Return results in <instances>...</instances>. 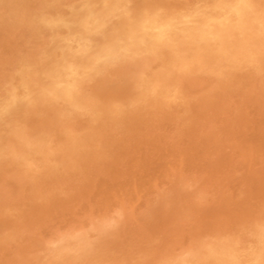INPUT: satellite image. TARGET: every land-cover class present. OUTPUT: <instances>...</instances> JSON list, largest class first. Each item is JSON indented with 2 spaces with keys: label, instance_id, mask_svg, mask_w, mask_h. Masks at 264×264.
Segmentation results:
<instances>
[{
  "label": "rangeland",
  "instance_id": "374dc122",
  "mask_svg": "<svg viewBox=\"0 0 264 264\" xmlns=\"http://www.w3.org/2000/svg\"><path fill=\"white\" fill-rule=\"evenodd\" d=\"M165 2L166 0H149V6L146 5L150 8H164L168 4V8H164L162 19H152L148 23L146 31L149 30L147 33L150 36L147 35L148 38L142 41L141 57L124 73L135 85V91L132 92L127 81L103 83L94 90L107 103L105 106L112 115H106L95 125L84 121L66 125L56 121L52 113L43 119H24L20 116L18 118L23 122L0 124V140L4 142L0 141V154L3 153L0 155V264H164L165 261L168 264H180L191 253L195 254L197 264H264V0ZM191 2L193 5L189 7ZM160 19L162 23L159 22ZM167 21H171L170 25ZM152 33L154 37L151 36ZM5 42L12 47H8L9 44ZM13 51L15 52V42L0 31V78L8 69ZM214 56H218L220 60ZM211 72L213 73L209 76ZM20 140L26 143H20ZM38 158H43L39 160L42 163L38 162ZM47 162L53 164L50 166ZM36 176L37 180H34ZM29 180L32 181L27 183ZM3 206L7 209L2 208ZM259 227L261 230H258ZM237 234L242 235L241 238ZM62 240H66L65 244ZM49 244H54V249H50Z\"/></svg>",
  "mask_w": 264,
  "mask_h": 264
},
{
  "label": "clouds",
  "instance_id": "9594fccd",
  "mask_svg": "<svg viewBox=\"0 0 264 264\" xmlns=\"http://www.w3.org/2000/svg\"><path fill=\"white\" fill-rule=\"evenodd\" d=\"M148 3L0 0V31L15 42L0 78V124L52 113L64 124L95 125L112 115L94 90L103 83L127 81L135 91L124 73L141 57L148 23L164 14ZM180 264H197L195 254Z\"/></svg>",
  "mask_w": 264,
  "mask_h": 264
},
{
  "label": "bare ground",
  "instance_id": "6f19581e",
  "mask_svg": "<svg viewBox=\"0 0 264 264\" xmlns=\"http://www.w3.org/2000/svg\"><path fill=\"white\" fill-rule=\"evenodd\" d=\"M157 1H158V0H157ZM168 1H169V0H168ZM175 1H176V0H175ZM166 2H167V0H166ZM166 2H165V4H167ZM177 2H178V0H177ZM181 2H182V1H181ZM185 2H186V1H185ZM192 2H193V1H192ZM192 2H191V3H192ZM195 2H196V1H195ZM234 2H235V1H234ZM250 2H251V1H250ZM256 2H257V1H256ZM154 3H155V2H154ZM163 3H164V2H163ZM179 3H180V2H179ZM191 3H190V4H191ZM200 3H201V2H200ZM204 3H205V2H204ZM207 3H208V2H207ZM156 4H158V3H156ZM177 4H178V3H177ZM198 4H199V3H198ZM247 4H248V3H247ZM247 4H246V5H247ZM257 4H258V3H257ZM160 5H161V4H160ZM178 5H180V4H178ZM178 5H177V6H178ZM183 5H185V4H183ZM192 5H193V3H192L191 5H189V7L192 6ZM216 5H217V4H216ZM219 5H220V3H219ZM242 5H243V4H242ZM246 5H245V6H246ZM254 5H255V4H254ZM147 6H149V4H148ZM167 6H168V4H167L166 6H164V8H166ZM170 6H171V5H170ZM173 6H174V4H173ZM173 6H172V9H173ZM186 6H187V5H186ZM186 6H185V7H186ZM221 6H222V5H221ZM252 6H253V4H252ZM161 7H163V6H161ZM174 7H176V5H175ZM185 7H184L183 9H185ZM194 7H195V6H194ZM201 7H202V6H201ZM211 7H212V6H211ZM219 7H220V6H218V8H219ZM231 7H232V6H231ZM257 7H258V6H257ZM149 8H150V7H149ZM164 8H163V9H164ZM167 8H168V7H167ZM187 8H188V7H187ZM191 8H192V7H191ZM203 8H204V7H203ZM222 8H223V7H222ZM174 9H175V8H174ZM223 9H224V8H223ZM235 9H236V7H235ZM240 9H241V8H240ZM247 9H248V8H247ZM262 9H263V8H262ZM170 10H171V8H170ZM189 10H190V9H189ZM216 10H217V9H216ZM171 11H172V10H171ZM174 11L176 12V10H174ZM181 11H182V10H181ZM222 11H223V10H222ZM222 11H221V13H222ZM249 11H251V10H249ZM202 12H203V11H202ZM219 12H220V10H219ZM242 12H243V11H242ZM244 12H245V11H244ZM173 13H174V12H173ZM199 13H200V12H199ZM214 13H215V12H214ZM240 13H241V11H240ZM251 13H252V12H251ZM164 14H165V13H164ZM166 14H167V13H166ZM183 14H184V13H183ZM187 14H188V13H187ZM212 14H213V13H212ZM190 15H191V14H190ZM190 15H188V16H190ZM210 15H211V14H210ZM210 15H209V16H210ZM213 15H214V14H213ZM217 15H218V13H217ZM217 15H216V16H217ZM241 15H242V14H241ZM167 16H168V14H167ZM174 16H175V14H174ZM196 16H197V15H196ZM200 16H201V15H200ZM209 16H208V17H209ZM243 16H244V15H243ZM257 16H259V15H257ZM172 17H173V16H172ZM172 17H171V18H172ZM176 17H178V16H176ZM190 17H194V16H190ZM206 17H207V16H206ZM206 17H205V18H206ZM208 17H207V18H208ZM234 17H235V16H234ZM252 17H253V16H252ZM162 18H163V17H161V19H162ZM169 18H170V17H169ZM185 18H187V17H185ZM185 18H184V19H185ZM210 18H212V17H210ZM215 18H216V17H215ZM219 18H220V17H219ZM228 18H229V17H228ZM228 18H227V20H228ZM161 19H160L159 22L162 23ZM184 19H183V20H184ZM158 20H159V19H158ZM173 20H174V19H173ZM176 20L178 21L179 19H176ZM207 20H208V19H207ZM153 21H154V20H153ZM188 21L190 22V20H188ZM210 21H211V20H210ZM239 21H241V20H239ZM170 22H171V21H170ZM170 22L168 23V21H167L168 25H170ZM172 22H173V21H172ZM174 22H175V21H174ZM181 22H182V21H181ZM185 22H186V21H184V23H185ZM198 22H199V21H198ZM212 22H213V21H212ZM220 22H221V21H220ZM235 22H237V21H235ZM150 23H151V21H150ZM165 23H166V22H165ZM190 23H191V22H190ZM192 23H193V22H192ZM225 23H226V22H225ZM240 23H241V22H240ZM152 24H153V23H152ZM156 24H157V22H156ZM159 24H160V23H159ZM177 24H180V23H177ZM182 24H183V22H182ZM238 24H239V23H238ZM241 24H242V23H241ZM248 24H249V23H248ZM248 24H247V25H248ZM149 25H151V24H149ZM165 25H166V24H165ZM153 26H154V25H153ZM162 26H164V24H163ZM183 26H184V25H183ZM242 26H243V25H242ZM251 26H252V25H251ZM155 27H156V26H155ZM157 27H158V25H157ZM157 27H156V28H157ZM172 27H173V26H172ZM186 27H187V26H186ZM211 27H213V26H211ZM159 28H160V27H159ZM162 28H163V27H162ZM169 28H170V27H169ZM175 28H177V27H175ZM238 28H239V27H238ZM238 28H237V29H238ZM147 29H148V27H147ZM160 29H161V28H160ZM165 29H166V27H165ZM178 29H179V28H178ZM183 29H187V28H183ZM241 29H242V28H241ZM247 29H248V28H247ZM254 29H255V28H254ZM150 30H151V28H150ZM152 30H154V29H152ZM198 30H199V29H198ZM210 30H211V29H210ZM242 30H243V29H242ZM148 31H149V30H148ZM148 31H147V32H148ZM162 31H164V30H162ZM167 31H168V30H167ZM182 31H183V30H182ZM185 31H186V30H185ZM187 31H188V30H187ZM212 31H213V30H212ZM238 31H239V30H238ZM249 31H250V30H249ZM157 32H158V31H157ZM169 32H170V31H169ZM169 32H168V34H169ZM173 32H174V31H173ZM193 32H194V31H193ZM193 32H192V33H193ZM239 32H240V31H239ZM153 33H154V32H153ZM153 33L151 34V36L154 35ZM166 33H167V32H166ZM194 33H195V32H194ZM220 33H221V32H220ZM248 33H249V32H248ZM251 33H252V32H251ZM253 33H254V32H253ZM163 34H164V33H163ZM163 34H161V35L164 36ZM173 34H174V33H173ZM195 34H196V33H195ZM222 34H223V33H222ZM255 34H256V33H255ZM260 34H261V33H260ZM159 35H160V34H159ZM161 35H160V36H161ZM177 35H178V34H177ZM177 35H176V36H177ZM181 35H183V33H182ZM193 35H194V34H193ZM196 35H197V34H196ZM200 35H201V34H200ZM205 35H206V34H205ZM261 35H262V34H261ZM148 36H150V35H148ZM148 36H147V38H148ZM185 36H186V35H185ZM213 36H214V35H213ZM222 36H223V35H222ZM243 36H244V35H243ZM247 36H248V35H247ZM153 37H154V36H153ZM183 37H184V36H183ZM214 37H215V36H214ZM225 37H226V36H225ZM225 37H224V38H225ZM239 37H240V36H239ZM248 37H249V36H248ZM252 37H253V36H252ZM173 38H174V37H173ZM185 38H186V37H185ZM244 38H245V37H244ZM244 38H243V39H244ZM261 38H262V37H261ZM217 39H218V38H217ZM166 40H168V39H166ZM180 40H181V39H180ZM211 40H212V39H211ZM150 41H151V40H150ZM174 41H175V40H174ZM215 41H217V40H215ZM218 41H219V40H218ZM222 41H223V40H222ZM226 41H227V40H226ZM145 42H146V41H145ZM160 42H161V41H160ZM170 42H173V40L170 41ZM237 42H238V41H237ZM259 42H260V41H259ZM5 43H8V42H5ZM150 43H151V42H150ZM223 43H224V42H223ZM239 43H240V42H239ZM8 44H9L8 47H10V46L12 47V45H10V43H8ZM145 44H146V43H145ZM145 44H144V45H145ZM154 44H155V43H154ZM157 44H158V43H157ZM157 44H156V45H157ZM161 44H162V43H161ZM161 44H160V45H161ZM182 44H183V43H182ZM220 44H221V43H220ZM224 44H225V43H224ZM226 44H227V43H226ZM236 44H237V43H236ZM250 44H251V43H250ZM147 45H149V42H147ZM152 45H153V44H152ZM160 45H159V46H160ZM162 45H164V44H162ZM215 45H216V44H215ZM3 46H4V45H3ZM179 46H180V45H179ZM179 46H178V47H179ZM212 46H213V45H212ZM236 46H237V45H236ZM244 46H245V45H244ZM1 47H2V46H1ZM5 47H6V46H5ZM13 47H14V45H13ZM147 47H148V46H147ZM157 47H158V46H157ZM230 47H231V46H230ZM153 48H154V46H153ZM162 48H164V47H162ZM165 48H166V47H165ZM167 48H168V47H167ZM207 48H208V47H207ZM212 48H213V47H212ZM215 48H216V47H215ZM6 49H9V48H6ZM6 49H5V50H6ZM144 49H145V48H144ZM148 49H149V48H148ZM252 49H253V48H252ZM252 49H251V50H252ZM141 50H142V49H141ZM141 50H140V51H141ZM145 50H146V49H145ZM160 50H161V48H160ZM163 50H165V49H163ZM214 50H215V49H214ZM10 51H12V50L10 49ZM142 51H143V50H142ZM149 51H150V50H149ZM149 51H148V52H149ZM215 51H216V50H215ZM218 51H219V50H218ZM243 51H244V50H243ZM245 51H246V50H245ZM13 52H14V51H13ZM154 52H155V51H154ZM158 52H159V50H158ZM163 52H164V51H163ZM198 52H199V51H198ZM204 52H205V51H204ZM235 52H236V51H235ZM143 53H144V52H143ZM226 53H227V52H226ZM241 53H243V52H241ZM7 54H8V53H7ZM13 54H14V53H13ZM145 54H146V53H145ZM149 54H151V53H149ZM219 54H220V53H219ZM261 54H262V53H261ZM11 55H12V52H11ZM146 55H147V54H146ZM163 55H165V54H163ZM167 55H168V54H167ZM167 55H166V56H167ZM175 55H176V54H175ZM209 55H211V54H209ZM213 55H214V53H213ZM225 55H226V54H225ZM248 55H249V54H248ZM150 56L152 57V55H150ZM159 56H160V54H159ZM223 56H224V55H223ZM227 56H228V55H227ZM236 56H238V55H236ZM256 56H257V55H256ZM259 56H260V55H259ZM148 57H149V56H148ZM151 57H150V59H151ZM161 57H162V56H161ZM163 57H164V56H163ZM170 57H171V56H170ZM175 57H176V56H175ZM214 57H215V56H214ZM217 57H218V56H217ZM217 57H215V58H217ZM224 57H225V56H224ZM231 57H232V56H231ZM241 57H242V56H241ZM250 57H252V56H250ZM250 57H249V58H250ZM164 58H166V57H164ZM167 58H168V57H167ZM215 58H214V59H215ZM225 58H226V57H225ZM257 58H258V56H257ZM257 58H256V59H257ZM145 59H146V58H145ZM148 59H149V58H148ZM148 59H147V60H148ZM154 59H155V58H154ZM154 59H153V60H154ZM174 59H177V58H174ZM209 59H210V58H209ZM217 59H218V58H217ZM235 59H237V58H235ZM247 59H248V58H247ZM151 60H152V59H151ZM155 60H156V59H155ZM219 60H220V59H218V61H219ZM237 60H238V59H237ZM251 60H252V59H251ZM254 60H255V58H254ZM5 61H6V60H5ZM144 61H145V60H144ZM167 61H168V60H167ZM215 61H216V60H215ZM252 61H253V60H252ZM256 61H257V60H256ZM139 62H140V61H139ZM147 62H148V61H147ZM153 62H154V61H153ZM209 62H210V60H209ZM212 62H213V61H212ZM226 62H227V61H225V63H226ZM234 62H235V61H234ZM253 62H254V61H253ZM205 63H206V62H205ZM242 63H243V62H242ZM245 63H246V62H245ZM150 64H151V63H150ZM177 64H178V63H177ZM183 64H184V63H183ZM222 64H223V62H222ZM231 64H232V63H231ZM243 64H244V63H243ZM247 64H248V63H247ZM258 64H260V63H258ZM6 65H7V64H6ZM139 65H140V64H139ZM151 65H152V64H151ZM154 65H156V64L154 63ZM178 65H179V64H178ZM192 65H193V64H192ZM196 65H197V64H196ZM211 65H212V63H211ZM213 65H214V64H213ZM215 65H216V64H215ZM220 65H221V64H220ZM227 65H228V64H227ZM260 65H261V64H260ZM260 65H259V66H260ZM152 66H153V65H152ZM184 66H185V65H184ZM198 66H200V65H198ZM229 66H230V65H229ZM241 66H242V64H241ZM241 66L239 65V67H241ZM244 66H245V65H244ZM144 67H145V66H144ZM178 67H179V66H178ZM178 67H177V68H178ZM218 67H219V66H218ZM230 67H231V66H230ZM230 67H228V68H230ZM254 67H256V66H254ZM146 68H147V66H146ZM179 68H180V67H179ZM250 68H251V67H250ZM147 69H149V68H147ZM153 69H155V68L153 67ZM175 69H176V67H175ZM185 69H186V68H185ZM194 69H195V68H194ZM199 69H200V67H199ZM216 69H217V68H216ZM238 69H239V68H238ZM240 69H241V68H240ZM259 69H260V68H259ZM155 70H156V69H155ZM176 70H177V69H176ZM181 70H182V69H181ZM181 70L179 69V71H181ZM187 70H188V69H187ZM197 70H198V68H197ZM200 70H201V69H200ZM212 70H213V69H212ZM231 70H232V69H231ZM246 70H247V69H246ZM246 70H245V71H246ZM254 70H255V68H254ZM140 71H141V70H140ZM177 71H178V70H177ZM183 71H184V70H183ZM195 71H196V70H195ZM195 71H194V72H195ZM203 71H204V70H203ZM203 71H202V74H203ZM207 71H208V70H207ZM214 71H215V70H214ZM245 71H244V72H245ZM259 71H260V70H259ZM149 72H150V71H149ZM159 72H160V70H159ZM184 72H185V71H184ZM186 72H187V71H186ZM188 72H189V70H188ZM188 72H187V73H188ZM216 72H217V71H216ZM221 72H222V71H221ZM233 72H234V71H233ZM135 73H136V72H135ZM176 73H177V72H176ZM178 73H179V72H178ZM180 73H182V72H180ZM212 73H213V72H211V74H210L209 76H211ZM214 73H215V72H214ZM217 73H218V72H217ZM229 73H231V72H229ZM237 73H238V72H237ZM251 73H252V72H251ZM263 73H264V72H263ZM137 74H138V73H137ZM189 74H190V73H189ZM189 74H188V75H189ZM238 74L241 75L240 73H238ZM247 74H248V73H247ZM259 74H260V73H259ZM143 75H144V74H143ZM180 75H181V74H180ZM188 75H187V77H188ZM196 75H197V74H196ZM196 75H195V76H196ZM223 75H224V73H223ZM231 75H232V74H231ZM254 75H256V73H255ZM261 75H262V74H261ZM263 75H264V74H263ZM135 76H136V75H135ZM144 76H145V75H144ZM182 76H183V75H182ZM191 76H192V75H191ZM197 76H199V75H197ZM197 76H196V77H197ZM204 76H205V75H204ZM213 76H215V75H213ZM216 76H217V75H216ZM219 76H220V75H219ZM232 76H233V75H232ZM248 76H250V74H248ZM184 77H186V76H184ZM184 77H183V78H184ZM196 77H195V78H196ZM233 77H234V76H233ZM244 77H245V76H244ZM253 77H254V76H253ZM161 78H162V77H161ZM198 78H199V77H198ZM202 78H203V77H202ZM210 78H211V77H210ZM212 78H213V80H215L214 77H212ZM226 78H227V77H226ZM230 78H231V76H230ZM236 78H237V75H236ZM251 78H252V77H251ZM256 78H257V77H256ZM138 79H139V78H138ZM138 79H136V80H138ZM141 79H142V77H141ZM179 79H180V78H179ZM186 79H187V78H186ZM203 79H204V78H203ZM233 79H234V78H233ZM258 79H259V78H258ZM136 80H135V81H136ZM142 80H143V79H142ZM166 80H167V79H166ZM192 80H193V78H192ZM195 80H196V79H195ZM209 80H210V79H209ZM222 80H223V79H222ZM222 80H220V81H222ZM226 80H227V79H226ZM229 80H230V79H229ZM262 80H263V79H262ZM181 81H182V80H181ZM186 81H187V80H186ZM188 81H190V79H189ZM193 81H194V80H193ZM218 81H219V80H217V82H218ZM231 81H232V80H231ZM233 81H234V80H233ZM253 81H254V80H253ZM255 81H256V80H255ZM183 82H184V81H183ZM201 82H202V81H201ZM203 82H205V81L203 80ZM213 82H214V81H213ZM213 82H212V83H213ZM224 82H225V81H224ZM229 82H230V81H229ZM238 82H239V81H238ZM245 82H246V81H245ZM250 82L252 83V81H250ZM199 83H200V82H199ZM227 83H228V81H227ZM251 83H249V84H251ZM176 84H177V83H176ZM190 84H191V85H194V84H192V83H190ZM202 84H203V83H202ZM208 84H209V83H208ZM213 84H214V83H213ZM213 84H212V85H213ZM220 84L222 85V83H220ZM225 84H226V83H225ZM228 84H229V83H228ZM244 84H245V83H244ZM255 84H256V83H255ZM180 85H181V84H180ZM199 85H200V84H199ZM203 85H205V84H203ZM203 85H201V86H203ZM231 85H232V84H231ZM256 85H257V84H256ZM160 86H161V85H160ZM205 86H206V85H205ZM215 86H216V85H215ZM224 86H225V85H224ZM227 86H228V85H227ZM244 86H245V85H244ZM257 86H258V85H257ZM182 87H183V86H182ZM195 87H196V86H195ZM195 87H194V88H195ZM199 87H200V86H199ZM199 87H198V88H199ZM225 87H226V86H225ZM241 87H242V86H241ZM178 88H179V87H178ZM187 88H188V87H187ZM187 88H186V89H187ZM194 88H193V90H195ZM198 88H197V89H198ZM201 88H202V87H201ZM201 88H200V89H201ZM212 88H213V87H212ZM242 88H243V87H242ZM258 88H259V87H258ZM191 89H192V87H191ZM202 89H203V88H202ZM220 89H221V88H220ZM236 89H237V88H236ZM236 89H234V90H236ZM240 89H241V88H240ZM240 89H239V90H240ZM255 89H256V88H255ZM177 90H178V89H177ZM217 90H219V89L217 88ZM237 90H238V89H237ZM241 90H242V89H241ZM251 90H252V88H251ZM251 90H250V91H251ZM262 90H263V89H262ZM262 90H261V91H262ZM190 91H191V90H190ZM206 91H207V90H206ZM221 91H222V90H221ZM221 91H220V92H221ZM188 92H189V91H188ZM204 92H205V90H204ZM179 93H180V91H179ZM194 93H195V92H194ZM205 93H206V92H205ZM225 93H226V92H225ZM228 93H229V92H228ZM254 93H255V92H254ZM213 94H214V93H213ZM226 94H227V93H226ZM233 94H235V93H233ZM127 95H128V94H127ZM200 95H201V94H200ZM218 95H219V94H218ZM224 95H225V94H224ZM237 95H238V94H237ZM180 96H181V95H180ZM180 96H178V97H180ZM183 96H184V95H183ZM210 96H211V94H210ZM229 96H230V95H229ZM229 96H228V98H229ZM257 96H258V94H257ZM257 96H256V97H257ZM263 96H264V95H263ZM185 97H186V95H185ZM185 97H184V102H185ZM190 97H191V96H190ZM201 97H202V95H201ZM213 97H214V96H213ZM174 98H175V96H174ZM187 98H188V97H187ZM208 98H209V97H207V99H208ZM260 98H261V96H260ZM175 99H176V98H175ZM190 99H191V98H190ZM207 99H206V100H207ZM218 99H219V97H218ZM248 99H249V98H248ZM110 100H111V99H110ZM112 100H113V99H112ZM120 100H121V99H120ZM172 100H173V99H172ZM187 100H188V99H187ZM215 100H216V98H215ZM215 100H214V101H215ZM252 100H253V99H252ZM107 101H108V100H107ZM117 101H118V100H117ZM168 101H169V100H168ZM188 101H189V100H188ZM204 101H205V100H204ZM209 101L211 102V100H209ZM214 101H213V102H214ZM217 101H218V100H217ZM256 101H257V99H256ZM118 102H119V101H118ZM177 102H178V98H177ZM180 102H181V101H180ZM182 102H183V101H182ZM202 102H203V101H202ZM224 102H225V101H224ZM227 102H228V101H227ZM105 103H106V102H105ZM188 103H189V102H188ZM230 103H231V102H230ZM180 104H181V103H179V105H180ZM184 104H185V103H184ZM221 104H222V103H221ZM256 104H257V103H256ZM256 104H255V105H256ZM106 105H107V103H106ZM133 105H134V104H133ZM182 105H183V104H182ZM182 105H181V107H182ZM212 105H213V104H212ZM214 105H215V104H214ZM230 105H231V104H230ZM246 105H247V104H246ZM177 106H178V105H177ZM201 107H202V106H201ZM228 107H229V106H228ZM244 107H245V106H244ZM179 108H180V107H179ZM182 108H183V107H182ZM184 108H185V107H184ZM186 108H187V106H186ZM190 108H191V107H190ZM190 108L188 107V109H190ZM223 108H224V107H223ZM257 108H260V107H257ZM159 109H160V108H159ZM224 109H225V108H224ZM156 110H157V109H156ZM160 110H161V109H160ZM192 110H193V109H192ZM200 110H201V109H200ZM203 110H204V109H202L201 111H203ZM240 110H241V109H240ZM188 111H189V110H188ZM193 111H194V110H193ZM197 111H198V110H197ZM161 112H162V111H161ZM198 112H199V111H198ZM221 112H222V110H221ZM231 112H232V111H231ZM257 112H258V111H257ZM261 112H262V110H261ZM159 113H160V111H159ZM186 113H187V112H186ZM222 113H224V112H222ZM225 113H226V112H225ZM232 113H233V112H232ZM263 113H264V111H263ZM160 114H161V113H160ZM183 114H184V112H183ZM202 114H203V113H202ZM49 115H50V114H49ZM51 115H53V114H51ZM155 115H156V114H155ZM187 115H188V114H187ZM203 115H204V114H203ZM184 116H185V115H184ZM189 116H190V115H189ZM198 116H199V114H198ZM261 116H262V115H261ZM191 117H192V116H191ZM191 117H190L189 119H192ZM193 117H194V116H193ZM195 117H196V116H195ZM31 118H32V117H31ZM180 118H181V117H180ZM199 118H201V116H200ZM24 119H26V118H24ZM27 119H28V118H27ZM35 119H36V118H35ZM185 119H186V117H185ZM196 119H197V118H196ZM227 119H228V118H227ZM227 119H226V120H227ZM229 119H230V118H229ZM246 120H247V119H246ZM251 120H252V119H251ZM30 121H31V120H30ZM186 121H187V119H186ZM15 122H16V121H15ZM184 122H185V121H184ZM190 122H191V121H190ZM193 122H194V121H193ZM196 122H197V121H196ZM223 122H224V121H223ZM230 122H232V121H230ZM249 122H250V121H249ZM30 123H32V122H30ZM39 123H41V121H39ZM243 123H244V122H243ZM247 123H248V122H247ZM18 124H19V123H18ZM25 124H26V123H25ZM28 124H29V123H28ZM32 124H33V123H32ZM56 124H57V123H56ZM185 124H187V123L185 122ZM227 124H228V123H227ZM230 124H231V123H230ZM2 125H3V124H2ZM9 125H10V124H9ZM13 125H14V124H13ZM26 125H27V124H26ZM62 125H63V124H62ZM66 125H67V124H66ZM69 125H70V124H69ZM188 125H189V124H188ZM188 125H187V126H188ZM203 125H204V124H203ZM257 125H258V124H257ZM35 126H36V125H35ZM51 126H52V125H51ZM232 126H233V125H232ZM236 126H237V125H236ZM17 127H18V126H17ZM27 127H28V126H27ZM36 127H38V125H37ZM36 127H35V128H36ZM63 127H64V126H63ZM192 127H193V126H192ZM238 127H239V126H238ZM2 128H3V127H2ZM2 128H1V129H2ZM4 128H6V127H4ZM10 128H11V127H10ZM67 128H68V127H67ZM190 128H191V127H190ZM203 128H204V127H203ZM236 128H237V127H236ZM243 128H244V127H243ZM7 129H8V128H7ZM14 129L16 130V126H15ZM17 129H18V128H17ZM22 129H24V128H23V125H22ZM191 129H192V128H191ZM194 129H195V128H194ZM196 129H198V128H196ZM249 129H250V128H249ZM4 130H5V129H4ZM11 130H12V129H11ZM15 130H14V131H15ZM18 130H19V129H18ZM20 130H21V129H20ZM27 130H28V129H27ZM70 130H71V129H70ZM188 130H189V129H188ZM200 130H201V129H200ZM250 130H251V129H250ZM23 131H24V130H23ZM29 131H30V130H29ZM91 131H92V130H91ZM194 131H195V130H194ZM242 131H243V130H242ZM248 131H249V130H248ZM0 132H2V131H0ZM5 132H6V131H5ZM10 132H12V131H10ZM21 132H22V131H21ZM21 132H20V133H21ZM39 132H40V131H39ZM39 132H38V133H39ZM188 132H189V131H188ZM188 132H187V133H188ZM233 132H234V131H233ZM262 132H263V131H262ZM20 133H19V134H20ZM33 133H34V132H33ZM36 133H37V132H36ZM42 133H43V132H42ZM0 134H1V133H0ZM10 134H11V133H10ZM23 134H26V133H23ZM55 134H56V133H55ZM55 134H54V135H55ZM191 134H192V132H190V135H191ZM195 134H197V132H196ZM224 134H225V133H224ZM229 134H230V133H229ZM233 134H234V133H233ZM252 134H254V133H252ZM255 134H256V133H255ZM11 135L13 136V134H11ZM17 135H18V134H17ZM26 135H28V134H26ZM26 135H25V136H26ZM31 135H32V134H31ZM31 135H30V136H31ZM35 135H36V134H35ZM62 135H63V134H62ZM187 135H189V133H188ZM197 135H198V134H197ZM231 135H232V134H231ZM33 136H34V135H33ZM33 136H32V137H33ZM44 136H45V135H44ZM194 136H195V135H194ZM194 136H193V137H194ZM215 136H216V135H215ZM66 137H67V136H66ZM240 137H241V136H240ZM255 137H257V136H255ZM2 138L4 139V137H2ZM15 138H16V137H15ZM23 138H25V137H23ZM26 138H28V137H26ZM211 138H212V137H211ZM238 138H239V137H238ZM263 138H264V137H263ZM51 139H52V137H51ZM56 139H57V138H56ZM207 139H208V138H207ZM217 139H219V138H217ZM239 139H240V138H239ZM11 140H12V139H11ZM34 140H35V139H34ZM219 140H220V139H219ZM230 140H231V139H230ZM243 140H244V139H243ZM256 140H257V139H256ZM0 141H2V139H1ZM32 141H33V140H32ZM52 141H53V140H52ZM52 141H51V142H52ZM196 141H197V140H196ZM216 141H217V140H216ZM2 142H3V141H2ZM5 142H10V141H5ZM21 142H22V141L20 140V143H21ZM63 142H64V141H63ZM67 142H68V141H67ZM192 142H193V141H192ZM197 142L199 143V141H197ZM197 142H196V143H197ZM212 142H213V141H212ZM258 142H259V141H258ZM3 143H4V142H3ZM13 143H14V142H13ZM18 143H19V142H18ZM22 143H23V142H22ZM24 143H26V142H24ZM24 143H23V144H24ZM30 143H31V142H30ZM194 143H195V141H194ZM244 143H245V142H244ZM246 143H247V142H246ZM7 144H8V143H7ZM7 144H6V147H7ZM10 144H11V143H10ZM47 144H48V143H47ZM259 144H260V143H259ZM263 144H264V143H263ZM31 145H32V144H31ZM50 145L52 146V144H50ZM195 145H196V144H195ZM213 145H214V144H213ZM245 145H247V144H245ZM65 146H67V145L65 144ZM215 146H216V145H215ZM242 146H243V145H242ZM18 147H19V146H18ZM43 147H44V146H43ZM246 147H247V146H246ZM246 147H245V148H246ZM15 148H17V147H15ZM45 148H46V147H45ZM239 148H240V147H239ZM36 149H37V148H36ZM43 149H44V148H43ZM55 149H56V148H55ZM55 149H54V150H55ZM94 149H95V148H94ZM243 149H244V148H243ZM249 149H250V148H249ZM255 149H256V148H255ZM4 150H5V149H4ZM9 150H11V148H10ZM15 150H16V149H15ZM18 150H19V149H18ZM20 150H21V149H20ZM40 150H41V149H40ZM250 150H252V149H250ZM262 150H263V149H262ZM11 151H12V150H11ZM25 151H26V149H25ZM247 151H248V150H247ZM247 151H246V152H247ZM252 151H253V150H252ZM12 152H13V151H12ZM35 152H36V151H35ZM39 152H40V151H39ZM59 152H60V151H59ZM16 153H17V151H16ZM32 153H34V149H33V152H32ZM37 153H38V152H37ZM37 153H36V154H37ZM44 153H45V152H44ZM72 153H73V152H72ZM244 153H245V152H244ZM2 154H3V153H2ZM2 154H0V155H2ZM10 154H11V153H10ZM13 154H14V153H13ZM48 154H49V153H48ZM51 154H52V153H51ZM257 154H258V153H257ZM259 154H260V153H259ZM259 154H258V155H259ZM7 155H8V154H7ZM254 155H256V154H254ZM254 155H251V156H254ZM20 156H21V155H20ZM34 156H35V155H34ZM34 156L32 155V157H34ZM44 156H47V154H45ZM50 156H51V155H50ZM85 156H86V155H85ZM4 157H6V155H5ZM16 157H17V156H16ZM16 157H15V158H16ZM30 157H31V156H30ZM32 157H31V158H32ZM185 157H186V156H185ZM189 157H190V154H189ZM191 157H192V156H191ZM230 157H231V156H230ZM35 158H36V156H35ZM35 158H33V159H35ZM44 158H45V157H44ZM51 158H52V157H51ZM51 158H50V159H51ZM65 158H66V157H65ZM192 158H193V157H192ZM240 158L242 159V157H240ZM248 158H249V157H248ZM256 158H257V157H256ZM1 159H2V158H1ZM1 159H0V160H1ZM33 159H32V160H33ZM41 159H43V158H41ZM41 159L38 158V162H39V160H41ZM46 159H49V158H46ZM66 159H67V158H66ZM108 159H109V158H108ZM183 159H184V158H183ZM244 159H245V158H244ZM3 160H4V159H3ZM6 160H7V158H6ZM27 160H28V159H27ZM51 160H53V159H51ZM19 161H20V160H19ZM30 161H31V160H30ZM45 161H48V160H45ZM49 161H50V160H49ZM49 161H48V162H49ZM109 161H110V160H109ZM186 161H187V160H186ZM186 161H184V162H186ZM230 161H231V160H230ZM239 161H242V160H239ZM246 161H248V160L246 159ZM263 161H264V160H263ZM3 162H4V161H3ZM11 162H12V161H11ZM31 162H32V161H31ZM31 162H29V163L32 164ZM48 162H47V164L50 165V163H48ZM8 163H9V162H8ZM21 163H22V162H21ZM25 163H27V162H25ZM39 163H42V162H39ZM39 163H38V164H39ZM43 163H44V162H43ZM224 163H225V162H224ZM10 164H11V163H10ZM22 164H24V163H22ZM35 164H36V163H35ZM52 164H53V163H52ZM52 164H51V165H52ZM108 164H109V166L111 165L110 163H108ZM113 164H114V163H113ZM183 164H184V163H183ZM249 164H250V163H249ZM261 164H262V163H261ZM2 165H3V164H2ZM11 165H12V164H11ZM11 165H9V166H11ZM13 165H14V164H13ZM17 165H18V164H17ZM33 165H34V164H33ZM40 165H42V164H40ZM44 165H46V164L44 163ZM51 165H50V166H51ZM218 165H219V164H218ZM20 166H21V165H20ZM22 166H23V165H22ZM26 166H27V164H26ZM30 166H31V165H30ZM34 166H35V165H34ZM34 166H33V167H34ZM251 166H252V164H251ZM263 166H264V163H263ZM17 167H18V166H17ZM27 167H28V166H27ZM31 167H32V166H31ZM36 167H38V166L36 165ZM36 167H35V168H36ZM44 167H45V166H44ZM44 167H43V168H44ZM46 167H47V166H46ZM61 167H62V166H61ZM210 167H211V166H210ZM6 168H7V167H6ZM250 168H252V167H250ZM15 169H16V168H15ZM19 169H20V168H19ZM40 169H41V168H40ZM4 170H5V169H4ZM6 170H7V169H6ZM20 170H22V168H21ZM31 170H32V169H31ZM46 170H47V169H46ZM248 170H249V169H248ZM29 171H30V170H29ZM29 171H28V173L30 174ZM32 171H33V170H32ZM32 171H31V172H32ZM38 171H39V169H38ZM47 171H48V170H47ZM47 171H46V172H47ZM21 172H23V171H21ZM24 172H25V171H24ZM35 172H36V171H35ZM35 172H34V173H35ZM49 172H50V171H49ZM128 172H129V171H128ZM3 173H4V172H3ZM84 173H86V172H84ZM248 173H249V172H248ZM16 174H18V173H16ZM40 174H41V172H40ZM45 174H46V173H44V176H46ZM47 174H48V173H47ZM50 174H51V173H50ZM59 174H60V173H59ZM249 174H250V173H249ZM249 174H248V175H249ZM2 175H3V174H2ZM19 175H20V174H19ZM25 175H26V173H25ZM27 175H28V174H27ZM36 175H38V174L36 173ZM42 175H43V174H42ZM129 175H130V174H129ZM0 176H1V175H0ZM22 176H24V175H22ZM39 176H40V175H39ZM48 176H49V175H48ZM28 177H29V176H28ZM41 177H42V176H41ZM55 177H56V176H55ZM228 177H229V176H228ZM11 178H12V177H11ZM18 178H19V177H18ZM23 178H24V177H23ZM25 178H26V177H25ZM36 178H37V176L34 178V180H37ZM254 178H255V177H254ZM19 179H21V178H19ZM38 179H39V178H38ZM46 179H47V178H46ZM251 179H253V178H251ZM14 180H17V179H14ZM34 180H33V181H34ZM40 180H43V179L40 178ZM70 180H71V179H70ZM130 180H131V179H130ZM249 180H250V179H249ZM249 180H248V181H249ZM253 180H254V179H253ZM30 181H32V180H29V182H27V183H30ZM38 181H39V180H38ZM38 181H37V182H38ZM44 181H45V180H44ZM51 181H52V180H51ZM56 181H58V180L56 179ZM64 181H66V179H64ZM100 181H101V180H100ZM262 181H264V180H262ZM48 182H49V180H48ZM48 182H47V184H48ZM52 182H54V181H52ZM224 182H225V181H224ZM250 182H252V181H250ZM256 182H257V181H256ZM16 183H17V182H16ZM16 183H15V184H16ZM42 183H43V182H42ZM42 183H41V184H42ZM55 183H56V182H55ZM89 183H90V182H89ZM247 183H248V182H247ZM17 184H18V183H17ZM20 184H21V183H20ZM20 184H19V185H20ZM41 184H40V185H41ZM49 184H50V183H49ZM223 184H224V183H223ZM253 184H254V183H253ZM253 184H252V185H253ZM45 185H46V183H45ZM50 185H51V184H50ZM53 185H54V184H53ZM252 185H251V186H252ZM254 185H255V184H254ZM261 185H262V184H261ZM7 186H8V185H7ZM30 186H31V185H30ZM33 186H34V184H33ZM91 186H92V185H91ZM226 186H227V184H226ZM3 187H4V186H3ZM31 187H32V186H31ZM56 187H57V186H56ZM88 187H89V186H88ZM246 187H247V186H246ZM253 187H254V186H253ZM262 187H263V186H262ZM262 187H261V188H262ZM20 188H21V187H20ZM20 188H18V189H20ZM26 188H27V187H26ZM41 188H43V186H42ZM44 188H45V187H44ZM47 188H48V187H47ZM49 188H50V187H49ZM59 188H60V187H59ZM89 188H90V187H89ZM18 189H17V191H18ZM50 189L53 190L52 188H50ZM62 189H63V188H62ZM70 189H71V188H70ZM223 189H224V188H223ZM249 189H250V188H249ZM254 189H255V188H254ZM254 189H253V190H254ZM40 190H41V189H40ZM46 190H47V189H46ZM73 190H74V189H73ZM99 190H100V188H99ZM12 191H13V190H12ZM102 191H103V190H102ZM241 191H242V190H241ZM24 192H25V191H24ZM38 192H39V191H38ZM38 192H37V193H38ZM53 192H54V191H53ZM60 192H61V189H60ZM69 192H70V191H69ZM69 192H68V193H69ZM82 192H83V191H82ZM221 192H222V191H221ZM221 192H220V193H221ZM254 192H255V191H254ZM25 193H26V195H27V192H25ZM33 193H34V192H33ZM37 193H35V195H36ZM43 193H44V192H43ZM96 193H97V192H96ZM246 193H247V192H246ZM252 193H253V192H252ZM259 193H260V192H259ZM259 193H257V194H259ZM261 193H262V192H261ZM21 194H23V193L21 192ZM241 194H242V193H241ZM11 195H12V194H11ZM59 195H61V194H59ZM84 195H85V194H84ZM232 195H233V194H232ZM239 195H240V194H239ZM244 195H245V194H244ZM253 195H255V194H253ZM263 195H264V194H263ZM22 196L25 197L24 194H23ZM31 196H32V195H31ZM217 196H218V195H217ZM257 196H258V195H257ZM38 197H39V196H38ZM101 197H102V196H101ZM225 197H226V196H225ZM41 198H42V196H41ZM70 198H71V197H70ZM86 198H87V197H86ZM232 198H233V196H232ZM251 198H252V197H251ZM251 198H250V199H251ZM21 199H23V198H21ZM34 199H35V197H34ZM58 199H59V198H58ZM230 199H231V198H230ZM237 199H238V198H237ZM24 200H25V199H24ZM31 200H32V199H31ZM31 200H30V201H31ZM38 200H39V199H38ZM42 200H43V199H42ZM108 200H109V199H108ZM244 200H246V199L244 198ZM228 201H229V199H228ZM239 201H240V200H239ZM239 201H238V203H240ZM242 201H243V200H242ZM255 201H256V200H255ZM261 201H262V200H261ZM0 202H1V201H0ZM5 202H6V201H5ZM12 202H13V201H12ZM39 202H40V201H39ZM39 202H38V203H39ZM43 202H44V201H43ZM66 202H67V201H66ZM119 202H120V201H119ZM233 202H234V201H233ZM249 202H250V201H249ZM2 203H3V201H2ZM8 203H9V202H8ZM8 203H7V204H8ZM17 203H18V202H17ZM26 203H27V202H26ZM54 203H55V202H54ZM224 203H225V201H224ZM227 203H228V202H227ZM227 203H225V204H227ZM242 203H243V202H242ZM247 203H248V202H247ZM11 204H12V203H11ZM13 204H14V203H13ZM40 204H41V203H40ZM55 204H56V203H55ZM109 204H110V203H109ZM225 204H224V205H225ZM248 204H249V203H248ZM248 204H247V205H248ZM257 204H258V203H257ZM5 205H6V204H5ZM24 205H25V203H24ZM26 205H27V204H26ZM26 205H25V206H26ZM45 205H46V204H45ZM107 205H108V204H107ZM221 205H222V204H221ZM228 205H229V203H228ZM228 205H227V206H228ZM230 205H231V204H230ZM235 205H236V204H235ZM237 205H238V204H237ZM252 205H253V204H252ZM1 206H2V205H1ZM12 206H13V205H12ZM12 206H11V207L9 206V208H12ZM28 206H29V205H28ZM43 206H44V205H43ZM66 206H67V205H66ZM36 207H37V206H36ZM44 207H45V206H44ZM58 207H59V206H58ZM116 207H117V206H116ZM233 207H234V206H233ZM255 207H256V206H255ZM258 207H259V206H258ZM263 207H264V206H263ZM2 208H6V207L3 206ZM32 208H33V207H32ZM55 208H56V207H55ZM122 208H124V207H122ZM222 208H223V207H222ZM237 208H239V207H237ZM246 208H247V207H246ZM259 208H260V207H259ZM259 208H258V209H259ZM6 209H7V208H6ZM37 209H38V208H37ZM39 209H40V208H39ZM119 209H120V208H119ZM131 209H132V208H131ZM248 209H249V208H248ZM254 209H255V208H254ZM260 209H261V208H260ZM260 209H259V210H260ZM233 210H234V209H233ZM249 210H250V209H249ZM0 211H1V210H0ZM7 211H8V210H7ZM11 211H12V210H11ZM24 211H25V210H24ZM30 211H31V210H30ZM33 211H34V210H33ZM56 211H57V210H56ZM247 211H248V210H247ZM28 212H29V211H28ZM34 212H35V211H34ZM36 212H38V211L36 210ZM53 212H54V211H53ZM106 212H107V211H106ZM106 212H105V213H106ZM111 212H112V211H111ZM117 212H118V211H117ZM218 212H219V211H218ZM236 212H237V210H236ZM250 212H251V211H250ZM257 212H258V211H257ZM263 212H264V211H263ZM2 213H3V212H2ZM40 213H41V212H40ZM245 213H246V212H245ZM251 213H252V212H251ZM7 214H8V212H7ZM20 214H21V213H20ZM24 214H25V213H24ZM31 214H32V213H31ZM256 214H257V213H256ZM258 214H259V213H258ZM258 214H257V215H258ZM260 214H262V213H260ZM263 214H264V213H263ZM263 214H262V215H263ZM3 215H5V214H3ZM10 215H11V214H10ZM21 215H22V214H21ZM28 215H29V214H28ZM35 215H36V214H35ZM106 215H107V214H106ZM118 215H119V214H118ZM233 215H234V213H233ZM247 215H248V213H247ZM253 215H254V214H253ZM257 215H256V217H257ZM5 216H8V215H5ZM11 216H13V215H11ZM25 216L27 217V215H25ZM119 216H120V215H119ZM260 216H261V215H260ZM260 216H259V217H260ZM3 217H4V216H3ZM9 217H10V216H9ZM17 217H18V216H17ZM23 217H24V216H23ZM108 217H109V216H108ZM244 217H245V216H244ZM246 217H247V216H246ZM248 217H250V216H248ZM49 218H50V217H49ZM251 218H252V217H251ZM12 219H13V218H12ZM18 219H19V218H18ZM34 219H35V218H34ZM147 219H148V218H147ZM9 220H10V219H9ZM22 220H23V218H22ZM27 220H28V218H27ZM31 220H32V219H31ZM88 220H89V219H88ZM108 220H109V218H108ZM196 220H197V219H196ZM218 220H219V219H218ZM233 220H234V219H233ZM253 220L255 221L256 219L253 218ZM1 221H2V220H1ZM92 221H93V220H92ZM197 221H198V220H197ZM261 221H262V219H261ZM263 221H264V219H263ZM16 223H17V222H16ZM24 223H25V222H24ZM28 223H29V222H28ZM30 223H31V222H30ZM30 223H29V224H30ZM196 223H197V222H196ZM196 223L194 222L195 225H197ZM210 223H211V222H210ZM4 224H5V223H4ZM162 224H163V222H162ZM253 224H256V222L253 223ZM263 224H264V223H263ZM15 225H16V224H15ZM96 225H97V224H96ZM96 225H95V226H96ZM201 225H202V224H201ZM224 225H225V223H224ZM242 225H243V224H242ZM242 225H241V226H242ZM246 225H247V224H246ZM16 226H17V225H16ZM160 226H161V225H160ZM236 226H237V225H236ZM241 226H240V227H241ZM244 226H245V225H244ZM253 226H254V225H253ZM255 226H256V225H255ZM255 226H254V227H255ZM257 226H258V224H257ZM259 226H260V224H259ZM25 227H26V224H25ZM82 227H83V226H82ZM82 227H81V229H82ZM88 227H89V226H88ZM163 227H164V226H163ZM249 227H250V226H249ZM254 227H253V228H254ZM263 227H264V225H263ZM11 228H12V227H11ZM194 228H195V227H194ZM196 228H197V227H196ZM196 228H195V229H196ZM210 228H211V227H210ZM241 228H242V227H241ZM241 228H239V229H241ZM251 228H252V227H251ZM256 228H257V227H256ZM8 229H9V228H8ZM212 229H213V228H212ZM219 229H220V227H219ZM226 229H227V228H226ZM228 229H229V228H228ZM235 229H237V228H235ZM239 229H238V230H239ZM249 229H250V228H249ZM249 229H248V230H249ZM9 230H10V229H9ZM19 230H20V229H19ZM74 230H75V229H74ZM217 230H218V229H217ZM251 230H253V229H251ZM251 230H250V231H251ZM256 230H257V229H255V231H256ZM258 230H261L260 227H259ZM258 230H257V231H258ZM1 231H2V230H1ZM7 231H8V230H7ZM224 231H225V230H224ZM244 231H245V230H244ZM246 231H247V230H246ZM255 231H254V232H255ZM19 232H20V231H19ZM68 232H70V231H68ZM147 232H148V231H147ZM196 232H197V231H196ZM202 232H203V231H202ZM239 232H240V231H239ZM70 233H71V232H70ZM197 233H198V232H197ZM203 233H204V232H203ZM223 233H224V232H223ZM233 233H234V231H233ZM235 233H236V232H235ZM235 233H234V234H235ZM244 233H245V232H244ZM73 234H74V233H73ZM217 234H218V233H217ZM248 234H250V233H248ZM253 234H254V233H253ZM263 234H264V233H263ZM16 235H17V234H16ZM31 235H32V234H31ZM36 235H37V234H36ZM69 235H70V234H69ZM197 235H198V234H197ZM204 235H205V234H204ZM232 235H233V234H232ZM232 235H231V236H232ZM237 235H238V234H237ZM237 235H236V236H237ZM254 235H256V234H254ZM261 235H262V234H261ZM61 236H62V235H61ZM215 236H216V235H215ZM234 236H235V235H234ZM238 236H239V235H238ZM241 236H242V235H241ZM241 236H239V237L241 238ZM243 236H244V235H243ZM249 236H250V235H249ZM251 236H252V234H251ZM18 237H19V236H18ZM29 237H31V236H29ZM57 237H58V236H57ZM66 237H67V236H66ZM193 237H194V236H193ZM217 237H218V236H217ZM262 237H263V236H262ZM262 237H261V238H262ZM171 238H172V237H171ZM237 238H238V237H237ZM25 239H26V238H25ZM25 239H24V240H25ZM31 239H32V238H31ZM62 239H63V238H62ZM154 239H155V238H154ZM254 239H255V238H254ZM254 239H253V240H254ZM24 240H23V241H24ZM180 240H181V239H180ZM238 240H239V239H238ZM33 241H34V240H33ZM64 241L66 242V240H64ZM169 241H170V240H169ZM251 241H252V240H251ZM257 241L259 242V239H258ZM19 242H20V241H19ZM51 242H52V241H51ZM58 242H59V241H58ZM58 242H57V243H58ZM62 242H63V240H62ZM65 242H63V244H65ZM74 242H75V241H74ZM172 242H173V241H172ZM194 242H195V241H193V243H194ZM227 242H228V241H227ZM245 242H246V241H245ZM254 242H255V241H254ZM260 242H261V241H260ZM7 243H8V242H7ZM57 243H56V244H57ZM198 243H199V242H198ZM252 243H253V242H252ZM38 244H39V243H38ZM71 244H73V242H72ZM194 244H195V243H194ZM196 244H197V243H196ZM240 244H241V243H240ZM254 244H255V243H254ZM256 244H257V243H256ZM262 244L264 245V243H262ZM18 245H19V244H18ZM23 245H24V244H23ZM80 245H81V244H80ZM170 245H171V244H170ZM172 245H173V244H172ZM238 245H239V244H238ZM247 245H248V244H247ZM251 245H252V244H251ZM46 246H47V245H46ZM164 246H165V245H164ZM168 246H169V244H168ZM240 246H241V245H240ZM256 246L258 247V244H257ZM261 246H262V245H261ZM56 247H57V246H56ZM60 247H61V246H60ZM254 247H255V246H254ZM259 247H260V246H259ZM263 247H264V246H263ZM4 248H5V247H4ZM16 248H17V247H16ZM44 248H45V247H44ZM81 248H82V250L84 249L83 247H81ZM148 248H149V247H148ZM148 248H147V249H148ZM167 248H168V247H167ZM45 249H46V248H45ZM53 249H54V248H53ZM55 249H56V248H55ZM147 249H146V250H147ZM162 249H163V248H162ZM197 249H198V248H197ZM229 249H230V248H229ZM240 249H242V248L240 247ZM247 249H248V248H247ZM255 249H256V248H255ZM261 249H262V248H261ZM16 250H17V249H16ZM27 250H28V249H27ZM57 250H58V249H56V251H57ZM251 250H252V249H251ZM258 250H259V249H258ZM41 251H43V250H41ZM45 251H46V250H45ZM49 251H50V250H49ZM56 251H55V252H56ZM150 251H151V250H150ZM160 251H162V250H160ZM164 251H166V250L164 249ZM254 251H255V250H254ZM52 252H53V251H52ZM55 252H54V253H55ZM57 252H59V251H57ZM139 252H141V251H139ZM146 252H147V251H146ZM151 252H152V251H151ZM158 252H159V251H158ZM235 252H237V251H235ZM243 252H244V251H243ZM243 252H242V253H243ZM257 252H258V251H257ZM16 253H17V251H16ZM16 253H15V254H16ZM46 253H47V252H46ZM147 253H148V252H147ZM147 253H145V255H146ZM239 253H241V252H239ZM244 253H245V252H244ZM143 254H144V253H143ZM148 254H149V253H148ZM152 254H153V253H152ZM174 254H175V253H174ZM230 254H231V253H230ZM254 254H255V253H254ZM259 254H260V250H259ZM19 255H20V254H19ZM35 255H36V254H35ZM47 255H48V254H47ZM47 255H46V256H47ZM52 255H53V254H52ZM55 255H56V254H55ZM60 255H61V254H60ZM145 255H144V257H145ZM156 255H157V253H156ZM156 255H155V256H156ZM161 255H162V254H161ZM248 255H251V253L248 254ZM20 256H21V255H20ZM149 256H150V255H149ZM149 256H148V257H149ZM157 256H158V255H157ZM252 256H253V255H252ZM17 257H18V256H17ZM17 257H16V258H17ZM25 257H26V256H25ZM141 257H143V256L141 255ZM141 257H140V258H141ZM144 257H143V258H144ZM152 257H153V256H152ZM152 257H151V258H152ZM49 258L51 259V257H49ZM143 258H142V259H143ZM145 258H146V257H145ZM159 258H160V257H159ZM259 258H260V256H259ZM259 258H257V259L259 260ZM17 259H18V258H17ZM137 259L139 260L138 257H137ZM152 259H153V258H152ZM253 259H254V258H253ZM53 260H54V259H53ZM67 260L71 261V260L68 259V258H67ZM67 260H66V261H67ZM144 260H145V259H144ZM148 260H149V259H148ZM155 260H156V259H155ZM250 260H251V259H250ZM254 260H255V259H254ZM29 261H30V260H29ZM31 261H32V260H31ZM37 261H38V260H37ZM47 261H48V259H47ZM55 261H56V260H55ZM141 261H142V260H141ZM14 262H15V261H14ZM21 262H22V261H21ZM27 262H28V261H27ZM32 262H33V261H32ZM35 262H36V261H35ZM45 262H46V261H45ZM146 262H147V261H146ZM151 262H152V261H150V263H151ZM69 263H70V262H69ZM148 263H149V262H148ZM251 263H252V262H251ZM30 264H31V263H30ZM32 264H33V263H32ZM40 264H41V263H40ZM54 264H55V263H54ZM249 264H250V263H249ZM261 264H262V263H261Z\"/></svg>",
  "mask_w": 264,
  "mask_h": 264
}]
</instances>
